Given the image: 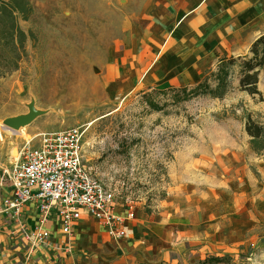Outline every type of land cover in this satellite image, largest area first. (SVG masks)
Here are the masks:
<instances>
[{"label":"rangeland","instance_id":"rangeland-1","mask_svg":"<svg viewBox=\"0 0 264 264\" xmlns=\"http://www.w3.org/2000/svg\"><path fill=\"white\" fill-rule=\"evenodd\" d=\"M16 2L29 11L15 14L21 35L15 34L10 18L0 16V124L6 117L33 115L20 133L2 134L0 197L13 150L36 144L40 131L74 124L84 127L85 166L145 210L164 198L177 174L183 176L186 149L195 148V154L210 141L230 138L263 161L264 149H256L243 121L249 114L264 126V67L256 83L261 99L238 88V61L230 64L220 97L198 93L178 99L169 86L131 88L121 75V34L139 0ZM252 227L235 233L233 241L228 235L222 247L188 255L181 264H264V212Z\"/></svg>","mask_w":264,"mask_h":264},{"label":"crops","instance_id":"crops-1","mask_svg":"<svg viewBox=\"0 0 264 264\" xmlns=\"http://www.w3.org/2000/svg\"><path fill=\"white\" fill-rule=\"evenodd\" d=\"M138 5L121 34V75L131 88L193 84L220 56L246 54L264 33V0ZM193 149L185 150L183 176L176 175L151 210L135 207L120 237L109 235L84 210L64 232L52 210L42 224L49 243L29 249L0 212V264H181L188 255L222 247L228 235L233 241L235 233L251 231L264 212V159L257 162L230 138L210 141L195 154ZM9 192L7 181L3 195ZM21 219L28 228L36 223L32 203L22 206Z\"/></svg>","mask_w":264,"mask_h":264},{"label":"built area","instance_id":"built-area-1","mask_svg":"<svg viewBox=\"0 0 264 264\" xmlns=\"http://www.w3.org/2000/svg\"><path fill=\"white\" fill-rule=\"evenodd\" d=\"M83 131L79 124L40 131L36 144L23 146L5 170L10 192L0 198V212L21 233L29 249L49 243L42 224L52 210L64 232H69L84 210L115 237L124 234V220L134 214L136 206L116 194L82 162ZM27 203L37 211V221L30 228L21 219V208Z\"/></svg>","mask_w":264,"mask_h":264},{"label":"trees","instance_id":"trees-1","mask_svg":"<svg viewBox=\"0 0 264 264\" xmlns=\"http://www.w3.org/2000/svg\"><path fill=\"white\" fill-rule=\"evenodd\" d=\"M17 0H11L8 3L0 1V16L5 15L8 19H11V27L15 30V34L21 35V31L17 28L14 20L16 13L26 14L29 11V6L21 2V5L16 2ZM20 1V0H19ZM13 31L8 33V36H12ZM12 38V37H11ZM234 61H238L237 69V85L240 90L246 91L249 95H257V99H261L260 90L257 88V74L260 68L264 67V33L259 34L249 45L248 52L246 54L232 56L222 55L220 56L215 67L211 70H207L203 76L195 83L179 86H170L173 89L175 96L179 98H188L190 95L198 93L209 94L211 96L220 97L224 93L227 87L228 75L230 73V64ZM211 80V82L209 81ZM160 89V88H157ZM144 92V91H143ZM151 107H157V105L148 100ZM243 129L249 136L251 142L256 143V149H264V126L252 119L249 114H245L243 121ZM263 139V144H258ZM204 261V259H203Z\"/></svg>","mask_w":264,"mask_h":264},{"label":"water","instance_id":"water-1","mask_svg":"<svg viewBox=\"0 0 264 264\" xmlns=\"http://www.w3.org/2000/svg\"><path fill=\"white\" fill-rule=\"evenodd\" d=\"M33 112H29L24 115H16L11 117H6L3 119L2 123L4 125H7L9 127H16L17 125H23L26 122L29 121V119L32 117Z\"/></svg>","mask_w":264,"mask_h":264},{"label":"bare ground","instance_id":"bare-ground-1","mask_svg":"<svg viewBox=\"0 0 264 264\" xmlns=\"http://www.w3.org/2000/svg\"><path fill=\"white\" fill-rule=\"evenodd\" d=\"M23 125H20V126H17V127H7L6 125H4L3 123L0 124V140L3 139V136L2 134H6V135H9V134H13V133H20V130L22 129ZM22 131V130H21ZM15 135V134H14ZM17 153H15V151L13 150L11 155L13 156L14 160L13 162L15 161L16 157H17ZM15 155V156H14Z\"/></svg>","mask_w":264,"mask_h":264}]
</instances>
